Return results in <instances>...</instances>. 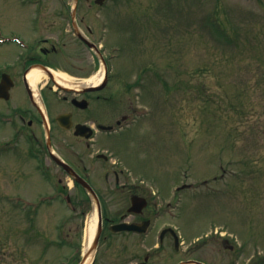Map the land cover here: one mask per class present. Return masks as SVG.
Wrapping results in <instances>:
<instances>
[{
	"label": "rangeland",
	"instance_id": "1",
	"mask_svg": "<svg viewBox=\"0 0 264 264\" xmlns=\"http://www.w3.org/2000/svg\"><path fill=\"white\" fill-rule=\"evenodd\" d=\"M23 2L0 0V36L29 35L31 16ZM109 4L90 13L83 7L81 13H86L84 25L93 29L117 71L110 88L133 82L144 66L151 77L150 68L157 69V129L148 132L145 148L137 146V140L129 147L131 152L124 151L133 172L152 173L156 188L170 195L173 187L190 183L178 191L183 200L176 221L181 226L231 222L241 241L264 247V0H109ZM217 28L230 36L238 34L240 43H229ZM245 37L251 46L243 43ZM67 42L68 51L88 56L74 39ZM254 42L257 46H252ZM12 52L11 46L0 44V71ZM75 63L73 56L67 60L70 69ZM101 70L97 62L93 80ZM5 109L0 103V111ZM2 121L0 264H62L78 247L83 254L88 215L58 199L40 203L31 219L32 210L16 203L23 199L38 205L40 198L57 190L30 156L31 143L15 136ZM52 173L60 174L56 169ZM215 177L224 182L202 183ZM66 182L75 195L73 181Z\"/></svg>",
	"mask_w": 264,
	"mask_h": 264
},
{
	"label": "flooded vegetation",
	"instance_id": "2",
	"mask_svg": "<svg viewBox=\"0 0 264 264\" xmlns=\"http://www.w3.org/2000/svg\"><path fill=\"white\" fill-rule=\"evenodd\" d=\"M86 1L21 3L30 11L26 26L30 33L7 32L5 44L14 52L0 71V83L6 75L7 86V98H0L6 109L0 114L10 118L7 124L15 136L29 139L30 150L44 155L51 176L54 169L60 172L55 174L60 185L65 187L71 176L52 153L94 188L102 230L91 264H264V247L240 241L231 223L181 226L166 211L172 206L169 194L154 193V175L133 172L124 151L131 152L129 147L137 140L143 144L137 146L144 147L148 132H155V90L152 80L148 83L140 77L110 88L118 79L117 71L111 68L103 45L95 40L93 29L84 25L86 13H81L83 7L89 13L95 7L102 10L110 6L109 0ZM69 38L88 56L68 51ZM71 56L77 62L74 69L67 66ZM94 58L106 74L99 82H93ZM39 66L75 75L58 72L62 77L58 79L49 72L32 85L29 74ZM73 185L79 192L74 201L80 212L93 210V199L85 188L75 180ZM118 224H136L138 229Z\"/></svg>",
	"mask_w": 264,
	"mask_h": 264
},
{
	"label": "bare ground",
	"instance_id": "3",
	"mask_svg": "<svg viewBox=\"0 0 264 264\" xmlns=\"http://www.w3.org/2000/svg\"><path fill=\"white\" fill-rule=\"evenodd\" d=\"M55 76L58 78V79H61V75L56 72L55 73ZM45 78V74L42 70L40 69H34L30 74H29V80L31 82L32 85H35L37 82H39L40 80L44 79ZM102 78V74L97 77V79L93 82H99ZM96 225H97V216L96 214L92 215L89 219V225H88V229H87V235H88V243L89 241L92 240L93 236H94V233H95V230H96ZM89 261L86 262V264H88Z\"/></svg>",
	"mask_w": 264,
	"mask_h": 264
},
{
	"label": "trees",
	"instance_id": "4",
	"mask_svg": "<svg viewBox=\"0 0 264 264\" xmlns=\"http://www.w3.org/2000/svg\"><path fill=\"white\" fill-rule=\"evenodd\" d=\"M216 33L218 34V35H220V36H222V37H224L229 43H231V44H239L240 43V41L241 40H239L240 39V37H239V35L238 34H234L233 36H230L229 35V33L225 30V29H223L222 31L219 29V28H217L216 29ZM245 41L246 42H243L244 44H246L247 46L249 45V46H251V44H250V42H251V40L249 39V38H247V37H245ZM252 46H257V44L254 42V44L252 45ZM251 48V47H250ZM254 48V47H253ZM252 48V49H253ZM78 255L76 256V259L78 260ZM76 260V261H77Z\"/></svg>",
	"mask_w": 264,
	"mask_h": 264
},
{
	"label": "water",
	"instance_id": "5",
	"mask_svg": "<svg viewBox=\"0 0 264 264\" xmlns=\"http://www.w3.org/2000/svg\"><path fill=\"white\" fill-rule=\"evenodd\" d=\"M5 81H6V79H5V77H4V78H3V81H2V83H1V85H0V96H6V88H5V85H4ZM78 180L81 181L82 179L78 177ZM83 183H84V182H83ZM81 264H83V263H81Z\"/></svg>",
	"mask_w": 264,
	"mask_h": 264
}]
</instances>
